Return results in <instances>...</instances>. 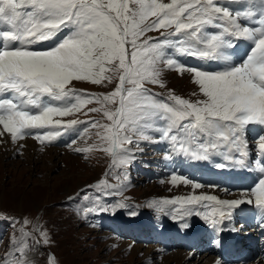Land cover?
<instances>
[{
    "label": "snow or ice",
    "instance_id": "obj_1",
    "mask_svg": "<svg viewBox=\"0 0 264 264\" xmlns=\"http://www.w3.org/2000/svg\"><path fill=\"white\" fill-rule=\"evenodd\" d=\"M233 2L243 6L231 8ZM150 17L155 19L146 23ZM242 20L248 23L241 24ZM162 28L173 30L162 33L163 40L141 39L146 32ZM43 41H51L50 46L32 47ZM237 41H247L248 48L234 60L228 50L239 47ZM177 55L222 61L223 66L184 65ZM161 63L169 70L191 74L205 99L191 103L170 96L171 105L155 99L144 84L164 86L159 79ZM109 71L120 75L108 95H82L69 87L73 81L111 83ZM93 101L118 103L114 111L104 109L111 125H100L106 133L102 139L109 143L103 150L112 155L113 166L130 162V150L121 146L133 144V136L166 142L170 152L197 161L224 153L225 159L246 167V136L254 134L251 139L264 157V0H0V125L12 141L28 135L41 143L45 136L51 140L60 131L36 134L31 130L72 128L76 120L62 124L54 122L53 116L73 115ZM230 154H238L239 159ZM164 159L171 156L166 154ZM256 169L264 174V160L256 162ZM170 182L191 183L194 189L202 186L177 174L171 175ZM203 201L212 202L211 212L188 207L183 214L202 216L214 228L230 220L242 204L254 203L264 213V175L236 199L193 195L163 203ZM42 235L47 244L46 234ZM21 255L24 258L16 264H28L26 253Z\"/></svg>",
    "mask_w": 264,
    "mask_h": 264
},
{
    "label": "rangeland",
    "instance_id": "obj_2",
    "mask_svg": "<svg viewBox=\"0 0 264 264\" xmlns=\"http://www.w3.org/2000/svg\"><path fill=\"white\" fill-rule=\"evenodd\" d=\"M161 2L170 3L171 0H161ZM154 19L150 17L146 23H151ZM172 30L162 28L148 31L141 39L163 40L164 36L161 34L166 35ZM209 31L216 30L209 29ZM171 39L175 40L178 37L173 36ZM229 50L238 52L236 48ZM241 51L243 52L233 56L234 60L243 56L246 50ZM186 57L192 63L195 60L192 56ZM191 64L184 65L191 66ZM158 68L161 70L159 79L164 86L147 82L144 84L155 99L170 105L174 103L170 96L191 103L205 99L199 87L193 82L191 74L187 72L180 74L175 70H169L163 63L159 64ZM107 75L112 77L111 83L107 80L101 84L73 81L69 87L82 95L103 97L111 93L119 83V72L109 71ZM117 107L118 103L102 105L93 101L73 115L53 116L54 122L61 121L62 124H67L71 120H76L78 123L72 128L50 126L33 129L35 130L33 133L36 134L50 131L61 133L51 140L45 136L43 143L32 135L23 138L36 144L35 151L30 152L38 155L35 158L24 157L25 145L10 146L11 148H5L0 152V156L2 155L0 157V264H16L18 258H24L22 252L26 253L28 264H177L169 257L177 252L188 256L187 264H224L222 256H219V253L217 255V251L214 250V255L207 252L198 257L194 248L186 250L174 246V249L166 248L165 252H161L159 242L150 244L146 241L147 237L143 232L140 233L142 237H134V234H130V230L125 231L120 226L118 223L120 221L147 222L149 229L157 225L169 228L167 222L170 225L174 223L175 227L181 226L186 206L167 203L168 208H166L163 201L172 200L169 197L170 192L156 183L157 178L151 177L153 174L150 171L155 168V160L161 159L162 155L157 153L154 157H160L148 163L149 158L154 159L151 156L152 150H149L150 145L161 142L154 143L133 136V144L121 146L130 150L128 154L130 162L125 166L117 162L113 166L112 155L103 150L109 147V143L102 139L106 133L100 125L112 123L104 115V109L114 111ZM91 109H100V111L93 112L90 111ZM92 121H98L99 124L93 127L90 123ZM149 134L159 136V133ZM251 135L254 134L247 136L248 146L252 149L253 155L259 157L257 142L251 139ZM137 144L139 146H136ZM74 148L91 150L76 152ZM48 149L54 151L51 154L55 155L52 160V164L56 165L55 169H51L52 164L50 165L49 162L44 164L46 160L43 155ZM166 149L171 156L168 162L175 163L178 155L170 152L169 147L164 148ZM222 154L225 156L224 153L217 155ZM28 159L33 160L32 164L27 162ZM43 166H49V169L43 172ZM159 169L162 171L161 168ZM145 171H149V174L147 175ZM254 212L255 210L252 217L253 226L256 222ZM235 223L242 226V222ZM191 226L193 225H188ZM253 231L243 232L242 239L246 241L243 253L248 257L255 254L247 251L249 247L246 248L250 244L247 238L253 234ZM122 233L126 236H121ZM42 234H46L47 244L44 243ZM261 235L259 234V237ZM152 241L157 240L152 238ZM132 244L143 247L138 253L133 254ZM149 248H155V251L147 253L146 250ZM239 256V261H231V259L225 261L229 264H264L263 258L258 257L255 262H246L241 260L244 256Z\"/></svg>",
    "mask_w": 264,
    "mask_h": 264
},
{
    "label": "bare ground",
    "instance_id": "obj_3",
    "mask_svg": "<svg viewBox=\"0 0 264 264\" xmlns=\"http://www.w3.org/2000/svg\"><path fill=\"white\" fill-rule=\"evenodd\" d=\"M229 6L231 8H240L243 5L239 2H233ZM246 23L248 22L243 21V20L241 22V24H246ZM237 43L239 45V47L236 48L238 52L234 53L228 50L230 54H232L233 56H235L237 53L238 54L242 53L243 51L241 50L247 51V48H248L247 41H237ZM50 44H51V41H43V42H39L37 44L32 45V47L46 48L50 46ZM176 59L182 61L183 64L192 63V61L190 59H187L186 56L177 55ZM193 59L195 60H193V63L191 64V66H197V67H202V68H213V69L223 66L222 61L218 62V61H212V60H199L195 57H193ZM52 103L56 104L58 102L53 101ZM31 131L34 132L35 130L34 131L31 130ZM0 132L3 133L2 135H0V152L10 146L19 147V146L25 145L24 146L25 156L23 155L25 158H28V157L35 158L38 156V155L36 156V154H30L31 151L33 152L35 151V147H36L35 146L36 144L34 145V142H32L31 140L28 141L24 139H18L15 142H13L10 134L7 133L6 131H3L2 125H0ZM246 139H247V136H246ZM150 147L151 148L149 150H152L151 156L154 157L157 153L162 155L161 159H157L160 156H158L157 158L154 157V159H151V158L148 159L150 160L148 161V163L157 159L155 160V164H154L155 168H153L152 171H150L151 174H153L151 175V177L157 178L158 181L156 183L161 184L167 191L170 192L169 197L172 200L173 199H183L186 197H191L193 195H197V196L215 195L218 199H221V200L236 199L240 197L241 192L249 191L254 186V184L258 182V179L261 177V175H264V174L259 173L258 170L256 169V162L264 160V157H262L261 154H259V157L257 155L254 156L250 146H248L249 156L246 158V164L248 165L246 167L233 164L230 159H225V156L223 154L221 155L222 157L217 154L213 155L211 159L207 161L192 160L185 156L178 155L179 158L176 157L175 163H173V161L168 162L169 159L168 160L164 159V156L169 153L167 149L164 150V148L169 147L166 142H161L159 144L155 143V145L153 146L150 145ZM257 150H259L258 143H257ZM53 152L54 151L52 150L50 151V149H48L45 152L43 157L45 158L46 163L44 164H47L48 162L50 163V165L52 164V160L54 159L53 157L55 156L51 154ZM230 155H236V158L239 159L238 154H230ZM0 157H2V155ZM32 161L28 159L27 162L29 164H32ZM217 163H223L226 165V167L217 168L216 167ZM44 167H47V168H44ZM48 167L49 166H43L42 171L45 172L47 169H49ZM55 168H56V165L52 164L51 169H55ZM159 168H161L162 171H160ZM145 172L147 175L149 174V171H145ZM166 172H168L167 175H166ZM247 172H249V178L244 176V174H246ZM172 174H177V175H180L186 178H190L194 182L201 183L202 186L200 188L194 189L191 183L188 185H185V184L177 182L176 185H173L170 182ZM250 183L252 184L251 187L249 186ZM212 185H216L217 187H212ZM253 200H254V197H253ZM164 205H166V208H168L167 204H164ZM177 205H180V204L178 203ZM185 206L186 208L192 207L196 211L203 213V212H211L213 204L210 201H203L201 202V204L185 205ZM247 206L251 207L250 211L246 209ZM256 209L257 208L255 207L254 203L253 204H242L239 208H236L232 211V217L230 220L225 219L221 225H218L215 228L211 226L210 223L206 222L202 218V216H198L195 214L191 216H186L183 214L181 226L175 227L174 223L170 225V223L167 222V225L169 226V228L163 227L164 225L163 226L157 225L149 229L146 225L147 222L144 223L143 221L139 223H128L126 221L125 222L120 221L118 223L120 224L121 227H123V230L125 231L130 230V234H134L133 235L134 237H142L140 236V233L143 232L144 236L147 237L146 241H149L150 244L159 242L161 245V248L159 250L161 252L162 251L165 252L167 250L166 248L174 249V246L185 248L186 250L190 248H194L195 254L198 257L199 255L206 254L207 252L214 255L215 252L213 250H216L217 255L218 253L222 255V262L224 261L223 262L224 264H229V262L225 261V259H231V261H239V258H240L239 255L243 256L245 254L243 253V246H244V243H246V241L242 239L244 237L243 232L246 230V232L249 233L251 230H254L253 234L249 238H247L250 244L247 245L246 248L247 247L252 248L251 250L248 248L247 251H250V252L252 251L255 254L249 257L244 256L241 258V260L243 261L246 260V262L251 260L255 262L258 257L260 259L262 258L264 259V236L259 237L260 231H262L264 235V226H262V222H264V213L259 211L257 214ZM254 210H255L254 217H256L255 226H253L254 221L252 219ZM235 222H242L241 223L242 226L241 225L239 226V224H236ZM185 224L193 225V226L187 227L186 229L184 226ZM246 224H251V225L247 226ZM118 234H120V232H118ZM121 236L125 237L126 235L123 234ZM152 238H155L157 241L153 242ZM222 239H227L226 241H228L230 244L227 245L226 241L224 242L222 241ZM192 241H195V243H192ZM132 245L134 247L133 254L138 253L141 247H143L142 245H139V246L134 245V244ZM240 247H241V252L237 254L236 250L237 248H240ZM146 251L147 253H150L151 251L154 252L155 248H149ZM156 251H158V249H156ZM169 257H171L172 260L176 261L177 264H187L186 259L188 258V256L185 254H182L181 252H177Z\"/></svg>",
    "mask_w": 264,
    "mask_h": 264
}]
</instances>
